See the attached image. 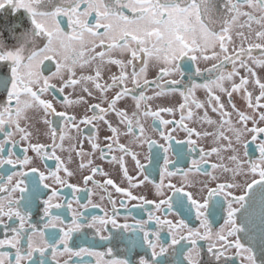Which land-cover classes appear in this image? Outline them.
I'll return each mask as SVG.
<instances>
[{
	"label": "snow or ice",
	"instance_id": "snow-or-ice-1",
	"mask_svg": "<svg viewBox=\"0 0 264 264\" xmlns=\"http://www.w3.org/2000/svg\"><path fill=\"white\" fill-rule=\"evenodd\" d=\"M0 264H264V0H0Z\"/></svg>",
	"mask_w": 264,
	"mask_h": 264
},
{
	"label": "flooded vegetation",
	"instance_id": "flooded-vegetation-1",
	"mask_svg": "<svg viewBox=\"0 0 264 264\" xmlns=\"http://www.w3.org/2000/svg\"><path fill=\"white\" fill-rule=\"evenodd\" d=\"M93 214H98L95 210H92ZM135 215V213H133ZM139 218V217H137ZM74 242L76 243H81L82 242V237L80 236V234H75L74 235Z\"/></svg>",
	"mask_w": 264,
	"mask_h": 264
}]
</instances>
